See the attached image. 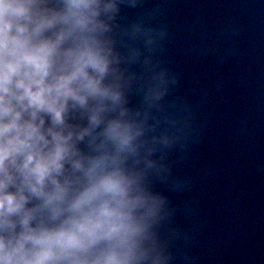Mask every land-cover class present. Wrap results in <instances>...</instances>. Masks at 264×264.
I'll list each match as a JSON object with an SVG mask.
<instances>
[{"label":"clouds","instance_id":"9594fccd","mask_svg":"<svg viewBox=\"0 0 264 264\" xmlns=\"http://www.w3.org/2000/svg\"><path fill=\"white\" fill-rule=\"evenodd\" d=\"M164 15L162 0H0V264H188L189 205L159 186L191 189L177 168L199 130Z\"/></svg>","mask_w":264,"mask_h":264}]
</instances>
